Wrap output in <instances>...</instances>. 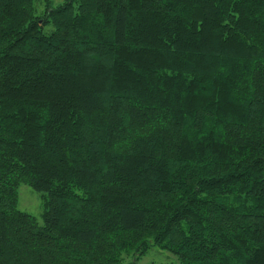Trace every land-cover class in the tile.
I'll use <instances>...</instances> for the list:
<instances>
[{
	"label": "trees",
	"instance_id": "obj_1",
	"mask_svg": "<svg viewBox=\"0 0 264 264\" xmlns=\"http://www.w3.org/2000/svg\"><path fill=\"white\" fill-rule=\"evenodd\" d=\"M34 4L0 0V264H264V0Z\"/></svg>",
	"mask_w": 264,
	"mask_h": 264
},
{
	"label": "rangeland",
	"instance_id": "obj_2",
	"mask_svg": "<svg viewBox=\"0 0 264 264\" xmlns=\"http://www.w3.org/2000/svg\"><path fill=\"white\" fill-rule=\"evenodd\" d=\"M65 0H35V14L41 15L44 12L46 3L50 7L61 5ZM47 31L51 27H46ZM44 198L28 185H20L18 188L17 208L29 213L36 218L37 224L42 225V213L44 211ZM179 264L176 257L157 246L150 247L145 254L137 259L124 256L121 264Z\"/></svg>",
	"mask_w": 264,
	"mask_h": 264
}]
</instances>
